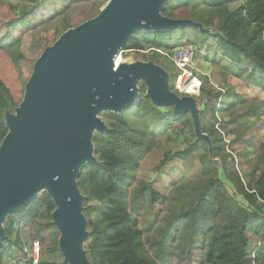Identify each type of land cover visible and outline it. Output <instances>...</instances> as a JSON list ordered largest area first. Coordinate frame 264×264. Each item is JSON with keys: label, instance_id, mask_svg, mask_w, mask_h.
Here are the masks:
<instances>
[{"label": "trees", "instance_id": "obj_1", "mask_svg": "<svg viewBox=\"0 0 264 264\" xmlns=\"http://www.w3.org/2000/svg\"><path fill=\"white\" fill-rule=\"evenodd\" d=\"M30 8L28 4V10L25 8L18 17L6 22L7 33L0 41V48L6 47L12 39L11 45H15L18 35L13 34V30L31 26ZM177 11L183 16L189 14L202 25L200 28L191 27L190 40L196 50L204 46L206 51H211L215 66L235 79L243 77L244 81L238 79L235 85L226 86L224 92L201 88L202 104L209 107L211 118H218L222 131L206 129L207 135L203 138L212 145L209 148L212 157L221 159L223 174L229 177L233 191L230 192L219 177L218 165L211 162L210 154L206 152L200 156L201 180L192 189L190 209H181L171 219L167 218L163 231L172 233L175 229L182 231L183 237L186 235L179 243L182 264H192L187 245L188 240L197 237L203 242L199 264H264V148L258 152L245 147L249 142L244 137L246 128L239 130L235 127L242 120L248 127L256 126L264 105V0H169L164 3L161 14L171 18ZM206 26H212L213 32ZM179 29L184 36L188 26L181 25ZM60 32L59 29L48 36L43 47L54 43ZM167 37V29L141 32L129 39L127 48L143 49L145 44L152 45L156 40L166 46ZM11 45L7 51L12 50ZM18 83L13 86L5 76V70L0 76V142L7 133L4 112L23 97L24 80ZM249 90L254 93L249 94ZM241 108L243 110L238 113ZM112 119L105 133L94 138L93 160L85 165L76 179L85 197V213L96 214L90 215L88 220L89 258L93 264H165L167 253L162 252V241L153 238L149 242L134 216L143 207L144 198L149 205L158 203L159 192L146 182L135 186L136 192L131 189L148 142L168 129L176 133L183 128L192 130L196 122L189 109L180 114L171 106L168 110L162 109L149 98L144 85L134 103L121 114L112 115ZM223 134L231 135L229 149L240 158L242 173L248 175L245 180L239 174L232 177L227 172L226 160H233V157L225 150ZM191 149L190 145L178 154H187ZM252 156L256 157L253 164ZM166 160L163 157L160 165L154 164L153 168L164 169ZM130 194H134L133 200ZM237 196L243 202L236 199ZM55 207L46 191L9 215L4 236L0 237V264L7 263L17 254L14 247L19 245L20 238L14 234L16 221L24 225L37 224L32 238L48 239L51 243L49 250L57 249L58 240L51 237L56 232L51 218Z\"/></svg>", "mask_w": 264, "mask_h": 264}, {"label": "water", "instance_id": "obj_2", "mask_svg": "<svg viewBox=\"0 0 264 264\" xmlns=\"http://www.w3.org/2000/svg\"><path fill=\"white\" fill-rule=\"evenodd\" d=\"M167 0H109L95 17L64 31L38 57L25 84L17 116H5L0 142V237L4 214L19 209L42 187L56 207L52 222L62 230L60 248L69 264L85 261L77 242L85 238L78 215L82 197L74 185L78 167L91 161L90 128L106 127L94 116L98 108L124 110L137 98L136 81L149 98L177 114L192 100L169 90L168 75L151 64L131 63L113 69V58L138 29L185 25L161 14ZM107 130V129H106Z\"/></svg>", "mask_w": 264, "mask_h": 264}, {"label": "rangeland", "instance_id": "obj_3", "mask_svg": "<svg viewBox=\"0 0 264 264\" xmlns=\"http://www.w3.org/2000/svg\"><path fill=\"white\" fill-rule=\"evenodd\" d=\"M108 2L109 0H0V41L7 33L5 27L6 22L12 18L18 17L19 13L25 10V8L28 10V4L31 6L29 11L31 26L24 29L18 28L13 30V34L18 35V40L14 43L15 45H11L14 42L12 39V41L10 40L8 42L6 47L0 48V76L5 70V76L11 80L13 86H16L19 80L23 79L25 88L26 82L35 69L38 57L48 46L51 45L49 44L48 46L43 47V41L48 36L56 33L59 29L62 30V32H60L58 37L67 29L89 21L101 12ZM177 13L174 17L169 19L186 22L185 25L188 26V30L184 36L181 35L179 29L180 26H175L167 29L169 37H167L166 46H162L158 42L159 40H156L152 45L145 44L143 49H128L127 45L131 37H134L141 32H154L160 30L141 28L128 38L125 47L119 49L113 58V69L131 63H144L151 64L154 67H158L165 71L168 75L167 82L169 90L174 92L178 97L186 96L190 98L199 120L198 125L195 123L192 125V130H189V128H183L176 133L168 129L164 133L154 136L153 139L148 142L146 150L140 158L139 168L135 172L136 178L133 183L134 187L131 189L133 192L137 191L135 190V186H138L141 182L142 184H150L151 187L159 192V195L157 196V198H159L158 203L149 205L147 198H144L143 207H141L138 213L134 216L136 217L139 226L145 230V237L149 242H152L153 238L157 239L158 242L162 241V252L167 253V261L165 264H182L183 260L180 259L181 256H179L181 254L179 243H181V239L186 236L183 237L182 231H175L174 228H172L174 229L172 230V233L163 231L166 227L167 218L171 219L175 213L179 212L181 209H190L192 205V189H194L193 187L200 183L201 180V178H199V167H201L200 156L206 154V152L210 154L209 148H212V145H210L209 142L207 143L203 138L207 135L206 129L216 128L222 132L221 128H219L220 122L218 118H211L208 113L209 107L206 103L204 105L202 104L201 98L203 97V94L201 88L207 87L212 89L213 84L216 83L225 91L226 86H232V84L235 85L238 79L244 81L243 77H237V79H235L225 71H222L220 67L215 66L211 61V51H206L204 46L196 50L194 56L196 67L193 71H181L176 66L173 60L174 50L182 44L194 45L190 40L191 27H202L201 23L194 20L189 14L183 16L180 15V11H177ZM62 27L68 28L64 30ZM206 29L213 32L212 26H206ZM10 45L12 46V50L7 51L6 48ZM16 59H18V63L16 62ZM143 85L146 87V84L142 79L136 81L138 92ZM213 90L216 91V89ZM253 93L254 90H249V94ZM21 102L22 99L14 107L6 109L4 112L5 116H17V109ZM91 107L98 108L94 112V116L104 124L106 129L109 122L113 120L112 115H119L123 111L102 109L95 105H91ZM160 107L164 110L170 109L169 105H160ZM242 110L243 108L237 110V112L239 113ZM235 127L239 130H245L246 128L244 137L249 140V142L245 144V147H248L252 151H254L253 149H256L260 152V149L262 147L264 148V105L259 114L256 126L251 125L248 127L246 122L242 120L240 123L235 124ZM106 129L98 130L94 127L90 128V153L92 160L94 157L93 140L97 136L103 135ZM230 137L231 135L223 134L225 150L227 153H231L230 155L233 157V160L230 158H227L226 160L227 172H229L232 177H236V174H239V177L245 180L248 175L242 173L240 158L235 152H231L229 149ZM190 145L192 146V149L187 154H178L179 151H186ZM163 157L167 158L165 168L160 170L154 169L153 165H160ZM209 159L212 163L218 165L219 177L223 179L227 188L232 192V183L229 180V177L226 176V174H223L221 159L219 157H212L211 154L209 155ZM255 160L256 157L252 156L251 163L253 164ZM88 162L83 161L80 163L78 174L84 169ZM246 165L247 163H245L244 167L247 169L248 167ZM74 185L82 197L81 209L78 215L83 221V233L85 234V238L77 242V247L81 257L87 262H92L88 255L90 234L88 220L90 215L95 216L96 214L92 213L89 215L85 213V197L79 190L76 180ZM46 191L47 189L45 187L40 188L33 197L24 203V205ZM133 195L134 194H130V199L133 198ZM166 196H171V198H167ZM237 198L239 201L243 202L240 196H237L236 199ZM87 204L93 203L88 202ZM20 208L21 207H19V209ZM16 210L18 209H14L4 214L5 216L1 223L3 227L5 226L9 215ZM20 224L22 225V223H19V227ZM52 225V228H54L56 232H54L51 237L58 240L57 249L49 250L51 243L49 244L48 239L43 241L37 239L40 245L36 264H49L50 262L69 264L60 248L59 237L62 230L53 222ZM36 229L37 224H32L26 229L24 236L27 240L33 239L32 233L35 232ZM163 235H165L164 240H161ZM202 243L203 242L199 237L193 238V240H188L187 250L189 252V257L192 260V264H199L201 262L200 256L203 255V248L200 246L203 245Z\"/></svg>", "mask_w": 264, "mask_h": 264}, {"label": "built area", "instance_id": "obj_4", "mask_svg": "<svg viewBox=\"0 0 264 264\" xmlns=\"http://www.w3.org/2000/svg\"><path fill=\"white\" fill-rule=\"evenodd\" d=\"M195 53L196 48L194 45L182 44L174 50L173 60L181 71L191 72L196 67L194 62ZM213 88L217 91L224 92V90H222L221 87H219V85L216 83L213 84ZM19 223L22 222L18 221L14 225V234H18L20 238L19 245L14 247V250L17 252V254L5 264H36V258L39 255V241L35 238L32 240H27L24 234L30 225H24L22 223V225L25 227H23L21 224L19 227Z\"/></svg>", "mask_w": 264, "mask_h": 264}, {"label": "bare ground", "instance_id": "obj_5", "mask_svg": "<svg viewBox=\"0 0 264 264\" xmlns=\"http://www.w3.org/2000/svg\"><path fill=\"white\" fill-rule=\"evenodd\" d=\"M118 59H120V58H118Z\"/></svg>", "mask_w": 264, "mask_h": 264}]
</instances>
